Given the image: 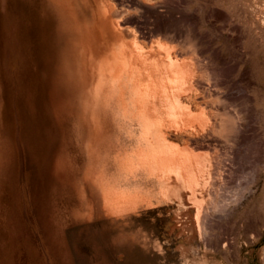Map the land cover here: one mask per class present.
I'll use <instances>...</instances> for the list:
<instances>
[{
  "label": "rangeland",
  "instance_id": "obj_1",
  "mask_svg": "<svg viewBox=\"0 0 264 264\" xmlns=\"http://www.w3.org/2000/svg\"><path fill=\"white\" fill-rule=\"evenodd\" d=\"M118 2L143 38L202 62L199 96L218 129L200 140L221 169L203 232L180 233L171 203L100 210L82 176L86 128L65 111L73 89L54 0H0V264H264V0ZM60 154L71 173L55 171Z\"/></svg>",
  "mask_w": 264,
  "mask_h": 264
},
{
  "label": "bare ground",
  "instance_id": "obj_2",
  "mask_svg": "<svg viewBox=\"0 0 264 264\" xmlns=\"http://www.w3.org/2000/svg\"><path fill=\"white\" fill-rule=\"evenodd\" d=\"M54 6L73 89L65 111L86 128L82 176L100 210L126 217L171 203L180 233L189 240L201 234L221 175L216 151L200 140L218 129L216 108L199 96L202 62L164 37L143 38L118 0H54ZM55 171L69 174L72 163L60 154ZM180 249L187 256L191 244Z\"/></svg>",
  "mask_w": 264,
  "mask_h": 264
}]
</instances>
